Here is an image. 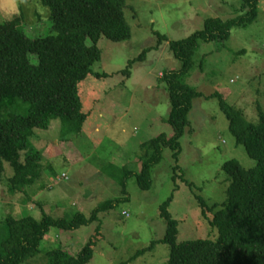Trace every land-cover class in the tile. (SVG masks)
Listing matches in <instances>:
<instances>
[{
    "label": "rangeland",
    "instance_id": "1",
    "mask_svg": "<svg viewBox=\"0 0 264 264\" xmlns=\"http://www.w3.org/2000/svg\"><path fill=\"white\" fill-rule=\"evenodd\" d=\"M127 6L130 39L115 43L101 37L97 43L101 57L92 70L108 76L88 75L78 85L87 115L80 134L63 135L58 119L47 130H35L31 143L43 156V174L28 189L29 198L26 193H8L12 169L5 164L0 222L7 215L40 218L41 206L53 218L75 212L89 217L99 204L120 198L124 166L137 172L140 160L152 152L149 142L160 134L168 138L173 134L167 123L168 91L161 77L179 70L181 63L172 56L168 42L202 30L207 19L224 22L245 12L240 0H129ZM48 13L40 0H0V24L20 14L32 38L49 33ZM158 35L167 41L157 47ZM146 48L151 49L145 59L135 62L126 78L121 72ZM184 82L201 96L193 100L177 161L172 150L164 149L161 161L152 168L149 190H140L135 177H129L126 201L100 213L97 223L74 231L51 229L41 253L26 264H43L42 255L52 249L76 254L95 235L98 224L101 236L88 264H167L169 246L161 242L166 222L160 206L171 194L168 212L178 222V242L217 237L208 222L212 215L201 214L195 197L220 206L229 184L222 165L229 160L245 169L255 165L243 146L236 145L219 103L222 99L240 111L246 123H256L257 108H264V0H259L251 24L232 28L224 42L200 44ZM175 166V174L182 176L176 177V184L172 181Z\"/></svg>",
    "mask_w": 264,
    "mask_h": 264
},
{
    "label": "trees",
    "instance_id": "2",
    "mask_svg": "<svg viewBox=\"0 0 264 264\" xmlns=\"http://www.w3.org/2000/svg\"><path fill=\"white\" fill-rule=\"evenodd\" d=\"M128 1L40 0L49 11L51 24L44 37H30L20 14L0 24V183L7 164L12 169L7 179L9 194L26 193L29 198L28 189L43 174V156L31 143L36 137L35 130H47L51 121L58 119L63 135L80 134L87 115L83 112L78 85L88 75L108 76L92 70L101 57L97 43L101 37L115 43L130 39L131 30L124 15ZM240 1L245 12L235 18L224 22L207 19L202 30L185 39L168 42L172 56L181 63L179 70L167 71L161 77L168 91L171 107L167 123L173 134L169 138L160 134L149 142L152 152L140 160L137 172L124 166L119 178L122 196L99 204L89 217L75 212L53 218L41 205L40 218L7 215L0 222V264H26L37 257L51 229L74 231L97 223L100 213L127 200L129 177H135L140 190H149L152 168L161 161L164 149L172 150V157L177 161L179 140L188 126L193 100L201 96L184 78L194 66V56L201 43L224 42L232 28L244 27L256 20L259 0ZM158 38L157 47L167 41L165 36L158 35ZM150 49H144L129 61L121 73L129 78L132 65L143 61ZM219 104L227 116L236 145L243 146L255 165L245 169L236 160L222 165L229 184L226 199L220 206H209L200 196L195 197L201 214L205 218L207 214L212 215L208 222L217 232L214 240L178 242V222L168 212L173 194L160 206V216L166 222L161 242L169 246L167 264H264V108H257L256 123H246L240 111L226 105L222 99ZM177 170L175 166L174 183L176 177H182L175 174ZM100 236L98 224L95 235L76 254L61 248L48 250L42 255L43 264H88ZM131 260L132 257L128 261Z\"/></svg>",
    "mask_w": 264,
    "mask_h": 264
},
{
    "label": "built area",
    "instance_id": "3",
    "mask_svg": "<svg viewBox=\"0 0 264 264\" xmlns=\"http://www.w3.org/2000/svg\"><path fill=\"white\" fill-rule=\"evenodd\" d=\"M63 177H65V176H63ZM124 213H125V212H124ZM124 213H123V214H124Z\"/></svg>",
    "mask_w": 264,
    "mask_h": 264
}]
</instances>
